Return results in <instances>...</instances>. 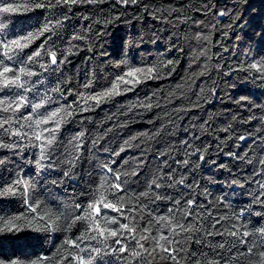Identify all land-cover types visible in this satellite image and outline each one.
Listing matches in <instances>:
<instances>
[{"label": "trees", "instance_id": "trees-1", "mask_svg": "<svg viewBox=\"0 0 264 264\" xmlns=\"http://www.w3.org/2000/svg\"><path fill=\"white\" fill-rule=\"evenodd\" d=\"M45 5L3 14L10 22L0 30V47L14 39L27 47L10 52L12 59L0 52V61L13 72L27 67L34 75L22 77L29 91H0V99L11 100L17 92L27 97L15 113L21 119L6 124L7 132L0 129V141L8 145L0 148V191L21 181L16 191L0 196V216L35 217L46 206L62 213L58 223L64 225L63 217L81 214L100 194L113 200L116 193L124 198L121 211L101 206L100 214L136 231L122 230L121 244L114 243L119 233L109 240L117 249L127 245L123 253L84 240L80 247L103 249L100 255L92 253L93 264H193L201 253L220 264L237 256L232 264L259 260L264 238L258 234L243 238L256 243L251 256L248 245L232 244L244 231L264 227V0H137L127 5L103 0L70 11L55 0ZM46 25L49 31L23 39ZM117 84L115 93L102 95ZM33 104H42L35 114ZM57 109L65 110L59 113L63 120L49 158L41 161L40 149L32 146L39 141L32 139L31 121L23 117L35 120ZM9 115L0 112V117ZM24 183L30 185L27 192ZM33 202L40 205L36 213L29 209ZM186 209L193 216L183 219ZM161 217L191 223L193 230L178 229L173 237ZM86 227L77 222L67 231L24 227L0 232V260L27 264L56 255L66 237L75 238ZM233 231L238 237L229 234ZM161 234L174 239L172 244L160 240L169 252L155 247L153 237ZM141 235L148 238L137 243ZM219 243L224 248L214 252ZM132 250L141 255L131 256ZM73 253L81 254L71 245L62 250L63 264H70ZM82 255L87 259L89 253Z\"/></svg>", "mask_w": 264, "mask_h": 264}, {"label": "snow or ice", "instance_id": "snow-or-ice-1", "mask_svg": "<svg viewBox=\"0 0 264 264\" xmlns=\"http://www.w3.org/2000/svg\"><path fill=\"white\" fill-rule=\"evenodd\" d=\"M97 2H103V0H55L56 5L60 6H68V10H71L72 6L75 5H81V4H94ZM117 3H123L124 5H127L129 2L132 4H135L137 0H116ZM49 5H51V0H49ZM45 0H0V30H3L7 23L10 21L5 18V15H11L14 13H22L27 12L33 8H41L45 7ZM224 13H220V15H223ZM50 26L46 25L41 32L31 34L27 37H24V40H31L34 35H41L45 31H49ZM78 38V37H77ZM23 47H27V44H24L19 39L10 40L7 43H2V47H0V52H2V55L7 57L8 59H12V56L9 54L15 49H22ZM39 51H35L34 55L36 57L40 56ZM52 63L56 62V53L52 52L50 53ZM33 57L30 56V59ZM41 67H44V65H41ZM252 67H257L256 65H252ZM264 67V66H262ZM140 71V70H137ZM149 72L152 71V69L148 70ZM8 73H12L11 76H8ZM34 75V73L29 70L27 67H18L15 72H13V69L10 68L7 64H4L3 61H0V91H3L4 89H23L25 92L29 91L30 89L26 88L25 85L28 83L27 80L22 79V77H31ZM128 76L134 75L133 72L127 73ZM119 83V82H118ZM118 87L114 86L113 89L108 92L104 93L102 95H112L116 92ZM27 97L23 94L17 92L14 94V98L9 99H0V112L2 113H11V115L6 117H0V129H4V131H9L8 129H5L4 126L6 124H10V122L13 119L19 120L21 117H16L15 113L19 111L20 107L25 103ZM42 107V104H33L32 110L33 114H35V111ZM61 111H65L64 109H57L53 110L51 112H44L41 113L40 116L42 118H38L33 120L31 115L24 116L23 119L27 121H31V123L28 125L29 127L33 128L32 132V139L34 141H39L38 144H33V147H38L40 149V160H46L48 159L47 151L52 147V145L55 142V133L59 129L60 124L63 120V117L59 116V113ZM59 117V118H57ZM52 123L54 127L52 128H41L42 124H49ZM52 133V135L48 136L45 135V133ZM14 135H20L19 132L10 133ZM81 145L77 144L76 148L79 149ZM8 147V145L4 144L2 141H0V148ZM118 154V153H117ZM78 159V157H76ZM200 159H203V156H200ZM39 163V161H37ZM184 163H187L185 161ZM109 172H112V169H108ZM114 180H119L120 176L113 173ZM126 183V181H125ZM155 183V181H154ZM179 183H183V180L181 179ZM21 184L20 180H17L14 185L9 186L7 188H4L2 191H0V196L6 194V193H13L16 191L15 185ZM157 187L160 185L157 184ZM264 187V184L261 185ZM30 185L27 183L23 184L24 191L27 192ZM112 187L116 188L118 191L123 192L124 189L122 186L118 183L112 184ZM144 195H147L145 193ZM159 198V197H157ZM124 198L122 196L117 195L116 193H113V200H108L103 194H100L98 198H96L92 203H88L87 205L83 206V211L81 214L76 215L73 213L71 219L69 220L68 217H63L66 223L64 225H60L58 221L61 219L62 213L54 212L52 209L47 208L46 206L42 208L38 215L33 217L29 216L27 213L25 216H11V217H4L0 216V232H13V231H21L24 227L32 228L33 230H53L54 228H60L63 227L65 231L70 230V228L75 225L77 222H82L87 225L84 232L75 237H66L61 244L60 248L56 250V255L53 256H40L36 259L27 261V264H63L64 257L62 256V250L66 248V246L71 245L72 247L78 248L79 252L81 254H71V262L70 264H93V261L95 260V256L92 255V253H95L96 255H100V253L103 251L100 247H93L91 249L89 248H83L80 247V244L84 240H96L98 244H103L104 248L111 249L113 253L120 252L123 253L127 250V245H122L119 249L113 247L112 244L109 243V240L112 238H116L117 234L119 233V237L117 239H114L115 244H121L122 240L125 239L124 233L122 230L127 229L129 233H135L136 227L132 226L129 227V224L125 223H119V220L117 217L109 216L107 213H104L103 215L100 214V208L101 206L105 209H112L113 211L120 212L123 208ZM177 204L180 203V201H176ZM194 203L193 200L187 201V204L191 206ZM40 207L38 203L33 202V204L29 205L30 212L36 213L37 209ZM81 209V205H76L75 210ZM74 210V212H75ZM131 211V209H129ZM242 215V213H241ZM259 215V213L257 214ZM189 216H193V213L186 209L184 212L183 219H187ZM127 219V217H125ZM161 220H164L167 222V224L170 226V232L173 234V237L175 235H179L180 231L188 232L193 230V225L191 223L185 225L184 223H180L177 221L176 223H173V220L169 219L168 217H161ZM223 219V217L221 218ZM23 221V224L20 222ZM42 222V223H41ZM215 223H219V220H217ZM215 223L212 225V227H215ZM117 224L118 227L112 228L110 225ZM235 227V226H233ZM180 231H177V230ZM147 231V229H145ZM233 237H238V233L233 231L229 233ZM259 235L261 238H264V227H261L259 229L253 230L251 233L249 231H244L240 236L235 240L232 244V246H239V245H248L246 248V254L248 256L253 255V249L256 247L255 241H249L246 239H243L244 237L256 236ZM208 235H213L212 232H208ZM135 239V236L132 237ZM148 237L141 235L139 239L136 241L139 243L140 240H145ZM153 240L155 241V247L161 248L165 252H169L170 249L160 244V240L166 241L167 244H172L174 242V239H170L168 236H164L161 234L159 237H153ZM140 247L143 248L144 245L140 244ZM215 248H224V243H219L214 246V252ZM155 251V248L152 249ZM147 251V250H146ZM179 251V250H175ZM88 252L89 256L86 259L82 253ZM105 254H107L105 252ZM259 256V260L257 261H250L249 264H264V250L259 251L256 253ZM131 256L139 257L141 253L132 250L130 253ZM240 255H245V253H241ZM60 256V259H57V257ZM193 256H195V253H193ZM174 258V257H171ZM239 256L235 258L229 259V264H232V260H239ZM0 264H5L3 260H0ZM9 264H22L21 261L17 260H11ZM193 264H220V260L216 259L215 256L209 257L207 253H201L200 257L195 258L193 260Z\"/></svg>", "mask_w": 264, "mask_h": 264}]
</instances>
